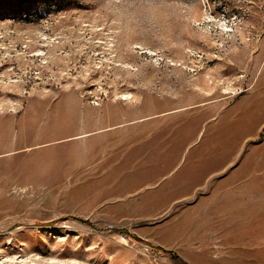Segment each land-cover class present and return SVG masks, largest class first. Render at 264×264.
Listing matches in <instances>:
<instances>
[{
	"label": "rangeland",
	"instance_id": "obj_1",
	"mask_svg": "<svg viewBox=\"0 0 264 264\" xmlns=\"http://www.w3.org/2000/svg\"><path fill=\"white\" fill-rule=\"evenodd\" d=\"M0 264H264V0H0Z\"/></svg>",
	"mask_w": 264,
	"mask_h": 264
},
{
	"label": "bare ground",
	"instance_id": "obj_2",
	"mask_svg": "<svg viewBox=\"0 0 264 264\" xmlns=\"http://www.w3.org/2000/svg\"><path fill=\"white\" fill-rule=\"evenodd\" d=\"M225 92H227V90L225 89Z\"/></svg>",
	"mask_w": 264,
	"mask_h": 264
}]
</instances>
